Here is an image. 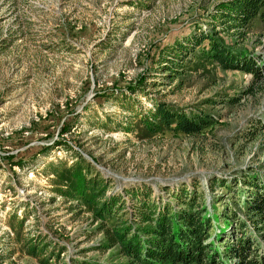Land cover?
<instances>
[{
  "label": "rangeland",
  "instance_id": "374dc122",
  "mask_svg": "<svg viewBox=\"0 0 264 264\" xmlns=\"http://www.w3.org/2000/svg\"><path fill=\"white\" fill-rule=\"evenodd\" d=\"M219 1L0 0V264H41L27 239L49 244V264L127 262L118 246L104 247L90 208L53 190L49 164H71L76 153L110 181L108 196L148 186L153 199L179 209L185 205L173 193L186 185L202 193L208 214L237 208L215 183L245 174L264 179V78L253 84L250 73L206 59H186L173 80L161 69L162 46L198 24L209 29ZM239 46L264 64L262 26ZM122 93L139 113L163 101L215 122L198 134L147 135Z\"/></svg>",
  "mask_w": 264,
  "mask_h": 264
},
{
  "label": "trees",
  "instance_id": "16d2710c",
  "mask_svg": "<svg viewBox=\"0 0 264 264\" xmlns=\"http://www.w3.org/2000/svg\"><path fill=\"white\" fill-rule=\"evenodd\" d=\"M207 17L209 29L198 24L193 33L162 46L161 69L169 70L173 80L184 73L186 59L188 63L206 59L225 70L250 73L253 84L261 81L264 64L239 44L255 25L264 29V0H220ZM226 36L231 37V42L226 41ZM142 85L146 86V80L138 86ZM135 87L137 85L130 89L137 91ZM123 98V107L135 113L131 118L136 119V129L147 135L166 129L198 134L215 122L206 113L190 118L163 101H155L152 108L139 113L126 94ZM127 129L134 128L131 125ZM43 149L46 152L49 146ZM16 164L23 167L25 162L18 160ZM47 174L52 175L54 192L76 200L79 203L76 208L85 205L93 211L94 218L101 221L100 231L105 233L107 244L104 247L118 246L127 258L123 264H264V179L245 174L232 181L215 183L233 194L237 208H222L220 214L215 204L218 213L208 214L202 193L189 190L186 185L173 193V197L185 205L179 209H173L160 197L153 199L154 191L148 186L108 196L110 181L79 153L71 164L50 163ZM127 197L134 202L132 208ZM239 214L244 218L240 219ZM215 219H224L227 224L218 226ZM110 220L113 224L108 226ZM233 222L236 224L232 227ZM229 227L232 228L227 231ZM25 246L30 256L39 259L41 264H49V260L43 258L50 249L49 244L27 239ZM51 252L55 254L53 249ZM56 257L59 259V254Z\"/></svg>",
  "mask_w": 264,
  "mask_h": 264
}]
</instances>
